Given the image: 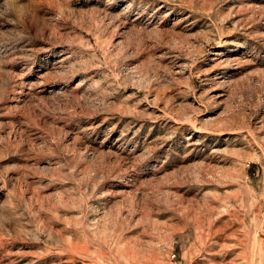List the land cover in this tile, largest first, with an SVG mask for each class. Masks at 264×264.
Listing matches in <instances>:
<instances>
[{
  "label": "rangeland",
  "instance_id": "obj_1",
  "mask_svg": "<svg viewBox=\"0 0 264 264\" xmlns=\"http://www.w3.org/2000/svg\"><path fill=\"white\" fill-rule=\"evenodd\" d=\"M0 264H264V0H0Z\"/></svg>",
  "mask_w": 264,
  "mask_h": 264
}]
</instances>
